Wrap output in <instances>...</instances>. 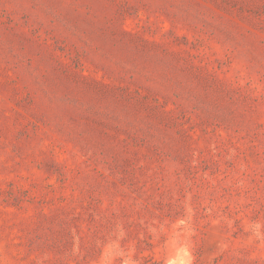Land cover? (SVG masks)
I'll return each mask as SVG.
<instances>
[{"label": "rangeland", "instance_id": "1", "mask_svg": "<svg viewBox=\"0 0 264 264\" xmlns=\"http://www.w3.org/2000/svg\"><path fill=\"white\" fill-rule=\"evenodd\" d=\"M0 264H264V0H0Z\"/></svg>", "mask_w": 264, "mask_h": 264}]
</instances>
